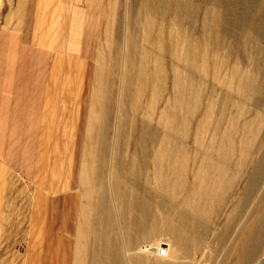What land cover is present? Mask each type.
Returning a JSON list of instances; mask_svg holds the SVG:
<instances>
[{"label":"rangeland","instance_id":"obj_1","mask_svg":"<svg viewBox=\"0 0 264 264\" xmlns=\"http://www.w3.org/2000/svg\"><path fill=\"white\" fill-rule=\"evenodd\" d=\"M165 1L162 15L154 18L146 0H96L90 19L94 44L82 40V20L78 50L67 49L65 41L61 64L50 73V116L39 139L35 176L29 184L0 166V264L238 263L264 197L263 180L232 215L226 233L264 148V0H180L178 7L176 0ZM158 32L160 42L153 39ZM126 73L134 80L128 91ZM249 121L252 135H245ZM144 124L146 151L154 145L160 174L152 175L149 155L144 162L135 148ZM220 150L234 155L230 167L214 158ZM180 151L186 157L173 176L167 168L180 160ZM241 151L249 163H239ZM35 155L30 154L33 161ZM193 158L235 173L237 180L224 183L218 202L212 181L206 185L195 176L201 169ZM127 178L136 182L126 186ZM194 184L205 194L198 200ZM143 191L151 195L145 218L138 213ZM36 212L44 222L33 226ZM197 218L203 224L199 235L191 227ZM147 220L154 230L138 233L139 221ZM255 246L239 264H264V246L260 252Z\"/></svg>","mask_w":264,"mask_h":264},{"label":"crops","instance_id":"obj_2","mask_svg":"<svg viewBox=\"0 0 264 264\" xmlns=\"http://www.w3.org/2000/svg\"><path fill=\"white\" fill-rule=\"evenodd\" d=\"M95 1L6 0L0 6V166L18 180L30 184L39 168L50 73L61 64L65 41L67 49L78 50L79 20L86 26L82 40L94 44ZM41 213L33 216V226L43 221Z\"/></svg>","mask_w":264,"mask_h":264},{"label":"bare ground","instance_id":"obj_3","mask_svg":"<svg viewBox=\"0 0 264 264\" xmlns=\"http://www.w3.org/2000/svg\"><path fill=\"white\" fill-rule=\"evenodd\" d=\"M147 1V3H148V1H149V3L151 4V6H152V12L154 13V18H156V16H158L159 15V18H160V15H162V10L160 11V9H163V5H168V1H165V0H146ZM146 3V2H145ZM179 5H181V1L180 0H176V6L178 7ZM147 6V5H146ZM168 7V6H167ZM166 7V8H167ZM151 8V7H150ZM158 12L160 13V14H158ZM158 18V17H157ZM155 21L153 20L152 21V23H154ZM147 24V23H146ZM149 24H151V23H149ZM153 25V24H152ZM157 25V24H156ZM154 28L156 27L155 26V24H154V26H153ZM156 30H159L160 32H161V27L160 26H157L156 27ZM155 32V31H154ZM160 32H158V33H156L153 37V39H155V41H157V42H160V39H161V36H162V34L160 33ZM148 37H150V36H148ZM151 39V38H150ZM148 44V43H147ZM170 47V46H169ZM169 47H168V49H169ZM171 48V47H170ZM152 49H157L156 47L154 48V47H152ZM167 49V48H166ZM145 50H147V49H145ZM133 51V50H132ZM151 51V50H150ZM130 52H131V50H130ZM133 53V52H132ZM144 55H147L146 53H144L143 54V56ZM146 57V56H145ZM145 57H141V59H142V61H145L144 60V58ZM144 63V62H143ZM130 66V65H129ZM144 66H147V64L146 65H144ZM143 66V67H144ZM155 66H156V64H155ZM145 68H147V67H145ZM142 71V70H141ZM135 72V71H134ZM144 72H146V71H144ZM129 73V72H128ZM128 73H126V77H125V90L126 91H128L129 90V87L132 85H130V81L132 80V78L130 77L131 76V74H130V76H128L127 74ZM139 73V72H138ZM156 74V73H155ZM149 74H147V73H145V78L147 77V79L146 80H144L143 79V77H141L142 79V81L144 80V81H147L148 82V76ZM142 76V75H141ZM137 78H139L140 79V76L138 77L137 76ZM137 78H136V80H137ZM160 80V79H159ZM132 81H134V80H132ZM137 82V81H136ZM147 82H146V84H147ZM152 82V81H151ZM160 82V81H159ZM158 82V83H159ZM132 83V82H131ZM139 83V82H138ZM124 84V83H123ZM143 84V83H142ZM142 84H141V86L140 87H142ZM149 84V83H148ZM144 85H145V83H144ZM141 89V95L143 94V92H144V89L142 90V88H140ZM153 90V92L151 93V95H152V97L153 98H155L156 97V95H157V90H155V87L152 89ZM139 91V90H138ZM175 93V92H174ZM139 94V93H138ZM154 94H156V95H154ZM125 97V96H124ZM183 98V97H182ZM137 110V109H136ZM123 117V116H122ZM124 119V118H123ZM222 120V119H221ZM256 121H257V119H256ZM252 122V121H251ZM231 123V122H230ZM233 123V122H232ZM250 124V121L249 122H245V125H244V133H245V135H247V134H251V130L249 131L248 129H247V127L246 126H248L249 124ZM232 125V124H231ZM257 125V124H256ZM215 127H216V125H215ZM120 128V127H119ZM123 128V127H122ZM232 129V128H231ZM125 131V130H124ZM242 131V132H243ZM120 133H122V131L121 132H118L117 131V136H119L120 135ZM140 133V134H139ZM138 134H139V140H138V143H137V145H136V149H138L139 151H140V155H141V158H142V160L145 162V157H146V154L147 155H149V159H150V162H151V166H153V174L152 175H156L158 172L156 171L157 170V168H158V158H160V156H157L156 155V149H153V147H154V145L151 147V150H147L146 151V147H145V142H146V137H148V134H149V132H148V129H146V125L144 124V125H142V129H141V131H139L138 132ZM122 135V134H121ZM157 135V134H156ZM244 135V134H243ZM245 135H244V137H245ZM252 135V134H251ZM223 136V135H222ZM157 137V136H156ZM152 139H153V141H155V139H157V138H154V136H152L151 137ZM121 139V138H120ZM122 140V139H121ZM117 141H118V139H117ZM120 142V141H119ZM122 142V141H121ZM156 142V141H155ZM157 143V142H156ZM119 144V143H118ZM122 145V144H121ZM121 145H119L120 147H121ZM118 146V147H119ZM117 147V148H118ZM156 147V146H155ZM169 148V147H168ZM121 149V148H120ZM246 149H244V151H245ZM225 151V150H224ZM259 151H261V155H260V158H258L257 160V162H254V166H253V168H252V173H251V176L248 178V181H247V185L246 186H244V189H243V196L240 198V199H238V207H234L233 208V211L231 212V219H229L228 221H227V223H226V225H225V231H226V233H227V231L230 229V225H231V222H232V219H233V214H234V216H235V213L237 214V211H238V208L240 207V205L241 206H243V203L245 204V201L246 200H248L249 198H250V196H251V194L252 193H254L253 191H254V188L260 183V182H262L263 180H264V148H260V150ZM208 153V152H207ZM252 153H254L253 152V149L252 148H250V149H248V151L246 152V155L247 156H249L250 157V159H251V157H252ZM206 156V155H205ZM242 156H243V152L241 151V153H240V158L239 159H237L238 161H239V163H241V162H243V163H245L246 161V158L244 159V157L242 158ZM185 157H186V155L184 154V151H180V160L177 162V163H175L174 164V167H168L167 169H168V173L170 172L173 176L175 175L174 174V172H178L179 171V169H178V171H177V168H180L181 167V162L185 159ZM189 157V156H188ZM232 157H234V155L231 153V154H224L221 150L218 152V153H216L215 155H214V158L215 159H218L217 161H218V163H225L226 162V165L228 166V167H230L231 166V162H232ZM140 158V159H141ZM188 159V158H187ZM249 159V160H250ZM141 160V161H142ZM182 160V161H181ZM148 161V160H147ZM168 161H169V163H171V159H170V157L168 156ZM181 161V162H180ZM190 161H192L194 164H195V166H197V168H199L200 167V169H198V170H200V171H198V173L195 175V176H200V177H202V179H203V177H204V182H205V184L206 185H208L209 183H211V181H212V185H214V186H216L217 188H216V190L214 191V198L213 199H215V202H218V201H216L217 200V196H221L222 197V195H224V192H225V189L223 188V187H226L225 186V184H228V185H231L233 182H234V180H237V179H235V177H234V175H233V171L231 172V173H228V174H232V175H229V177H227V175L226 174H224L223 172H222V170L221 169H218V166H214V164L211 162V161H209V162H207V160L206 161H202V160H199V162L197 163V161H196V159L195 158H193V159H191ZM253 161V160H252ZM160 162V161H159ZM248 163H249V161H247ZM246 162V163H247ZM251 162V161H250ZM143 163V162H142ZM147 163V162H146ZM239 163H236V165L237 164H239ZM132 164V163H131ZM161 165V164H160ZM167 165V164H166ZM165 165V166H166ZM131 167H132V165H130ZM145 166V165H144ZM162 166V165H161ZM168 166V165H167ZM233 166V165H232ZM143 167V166H142ZM145 168V167H144ZM163 168H164V166H163ZM203 168V169H202ZM130 169H132V168H130ZM161 169H162V167H161ZM159 170V169H158ZM182 170V169H181ZM132 171V170H131ZM136 171V170H135ZM135 171H134V173H135ZM160 171V170H159ZM163 171V170H162ZM167 171V170H166ZM133 173V174H134ZM146 173V172H145ZM163 173V172H162ZM130 174H132V173H129V175ZM135 174H137V172L135 173ZM134 174V175H135ZM158 174H160V173H158ZM235 174V173H234ZM133 175V176H134ZM149 175V174H148ZM163 175H164V173H163ZM162 175V177H165L167 174H165L164 176ZM224 175H226V176H224ZM131 176V175H130ZM132 176V177H133ZM135 177V176H134ZM160 177V176H159ZM159 177L158 178H156V180L158 179V184L159 185H162V180L161 179H159ZM136 178V177H135ZM132 179V178H131ZM137 179H139V178H137ZM145 179V178H144ZM166 179V178H165ZM213 179V180H212ZM216 179V181H217V183H215L214 182V180ZM119 180V179H118ZM149 180V179H148ZM123 182H124V180H123ZM129 182H131V183H133L134 184V182H136V179H134L133 181L132 180H129V178H127L126 179V181H125V185L126 186H128V184H130ZM156 182L157 181H155V184H156ZM118 183V182H117ZM225 183V184H224ZM116 185V184H115ZM119 185V184H118ZM150 185V184H149ZM197 184H194L193 185V187H192V192H194L195 194H196V196H194L193 198L195 199H197V198H199V197H204L205 196V194L203 195V194H198L197 192H196V190H198V185L196 186ZM124 186V185H123ZM114 187V186H113ZM118 187V186H117ZM128 188V187H127ZM132 190V189H131ZM256 190V189H255ZM135 191V190H134ZM133 191V192H134ZM116 192V191H115ZM120 192V191H119ZM118 192V194H119V197H120V193ZM123 192V191H122ZM132 192V191H131ZM130 191H127V196H126V198L130 195V193H131ZM160 191L158 190V188H157V184H156V188L153 190V193H154V196L156 197V200L157 201H159L160 199H161V195H160V193H159ZM117 194V193H116ZM129 194V195H128ZM134 194V193H133ZM124 195V194H123ZM141 196H140V200H138L140 203H139V206H138V213H139V216H141V217H147V216H150V213H151V211H150V209L151 208H149V207H151V206H149L148 205V202H149V200L150 199H148L149 198V196H151L150 195V192H142V194H140ZM199 195V196H198ZM133 196V195H132ZM132 196H130V197H128L129 199L132 197ZM118 197V198H119ZM127 198V199H128ZM210 198H212V196L210 197ZM254 198V197H253ZM124 199V198H123ZM122 199V200H123ZM190 199H192V197H190ZM195 199V200H196ZM120 200V199H119ZM198 200V199H197ZM130 201V200H129ZM203 201V200H202ZM261 201V203H260V206L259 207H257L255 210V213L256 214H254L253 215V219H252V221H251V235H249V236H251V239H250V243L248 244L247 243V245L243 248V251H242V253H241V258L239 259V261L240 262H242L243 263V261L244 262H246V260L250 257V254H251V252L253 251L252 250V247H254V245L256 244L257 246H255V248L256 249H258L259 250V252H260V250H261V247L262 246H264V197L262 198V200H260ZM124 202V201H123ZM127 202V201H126ZM131 202V201H130ZM191 202V201H190ZM212 202V201H211ZM135 204V203H134ZM125 205V204H124ZM126 206V208H128L130 205H129V203L127 202V204L125 205ZM161 206H162V202L161 201H159L158 202V204H157V208H158V211H160V208H161ZM217 206V205H216ZM103 208V206L101 207V209ZM122 208H123V206H122ZM126 208H124L125 210H126ZM133 208V207H132ZM220 208H221V206H220ZM102 211V210H101ZM124 211V210H123ZM132 211V210H131ZM219 212V211H218ZM127 213V212H126ZM125 213V214H126ZM128 214V213H127ZM125 216V215H124ZM178 219H177V221H180V222H182L183 221V216L181 215V213L179 212L178 213V216H176ZM201 220L202 219H200V218H197L196 219V221L194 222V224H192V230H193V232L196 234V235H199L200 234V231H201V228H202V222H201ZM192 222V221H191ZM191 222H190V224H191ZM157 227H159V225L157 224ZM154 228H155V224L153 223V222H149L148 220H147V222L146 221H143V222H141L140 223V221H139V223L137 224V227H136V231L139 233L140 232V230L142 231H144L145 233H147V234H150L151 233V231L152 230H154ZM223 232V231H222ZM249 234V233H248ZM249 238V237H248ZM249 242V241H248ZM141 243H144V242H141ZM139 245H141V244H139ZM143 245V244H142ZM141 247V246H140ZM138 250H139V254L142 256V253H141V250H142V247L141 248H139L138 247ZM134 258H137L138 259V256L137 257H134ZM140 258V257H139ZM142 258V257H141ZM239 261H238V263L237 264H239ZM249 261V260H248ZM138 263L137 264H141V261L140 260H138L137 261ZM140 262V263H139ZM136 263V262H135Z\"/></svg>","mask_w":264,"mask_h":264},{"label":"built area","instance_id":"obj_4","mask_svg":"<svg viewBox=\"0 0 264 264\" xmlns=\"http://www.w3.org/2000/svg\"><path fill=\"white\" fill-rule=\"evenodd\" d=\"M160 253L163 254V251H161Z\"/></svg>","mask_w":264,"mask_h":264}]
</instances>
